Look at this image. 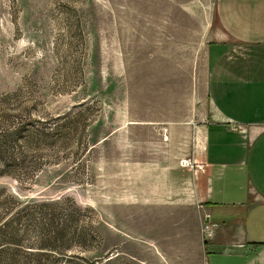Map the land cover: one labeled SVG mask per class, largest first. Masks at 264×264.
<instances>
[{
    "label": "rangeland",
    "instance_id": "obj_1",
    "mask_svg": "<svg viewBox=\"0 0 264 264\" xmlns=\"http://www.w3.org/2000/svg\"><path fill=\"white\" fill-rule=\"evenodd\" d=\"M167 3L0 0V187L21 201L58 202L43 211H76L66 247L38 263L20 250L18 264H160L152 211L130 210L141 206L136 186L150 169L138 160L149 159L143 145L153 142L151 124L134 119L181 110L188 76L202 79L203 44L178 55L173 40L149 39L150 21L139 24L148 38L135 40L118 20L186 23L183 0ZM8 204L2 196V209Z\"/></svg>",
    "mask_w": 264,
    "mask_h": 264
},
{
    "label": "crops",
    "instance_id": "obj_2",
    "mask_svg": "<svg viewBox=\"0 0 264 264\" xmlns=\"http://www.w3.org/2000/svg\"><path fill=\"white\" fill-rule=\"evenodd\" d=\"M200 6L206 16L197 17ZM182 8L186 23L171 15L118 20L135 40L148 38L139 24L150 21L149 39L173 40L178 55L203 44L202 79L188 76L181 110L134 119L151 124L153 142L143 145L149 159L138 160L150 169L136 186L141 206L130 210L152 211L160 264H264V0H183ZM206 214L212 235L202 231Z\"/></svg>",
    "mask_w": 264,
    "mask_h": 264
},
{
    "label": "trees",
    "instance_id": "obj_3",
    "mask_svg": "<svg viewBox=\"0 0 264 264\" xmlns=\"http://www.w3.org/2000/svg\"><path fill=\"white\" fill-rule=\"evenodd\" d=\"M2 196L9 204L5 205L6 209L0 205L3 210L0 211V264H18L20 250L36 263L44 262L51 251L62 250L74 238L72 225L76 211H43L47 207L55 209L58 202L21 201L0 187V198Z\"/></svg>",
    "mask_w": 264,
    "mask_h": 264
},
{
    "label": "built area",
    "instance_id": "obj_4",
    "mask_svg": "<svg viewBox=\"0 0 264 264\" xmlns=\"http://www.w3.org/2000/svg\"><path fill=\"white\" fill-rule=\"evenodd\" d=\"M180 162L182 163V165H188L189 164V162H187L186 159H182ZM206 216H207V219L203 223L202 231L206 235H212L213 231H214L213 226L215 225V223L209 221V219H208L209 215L208 214H206Z\"/></svg>",
    "mask_w": 264,
    "mask_h": 264
}]
</instances>
